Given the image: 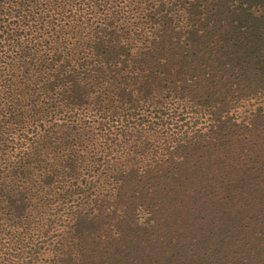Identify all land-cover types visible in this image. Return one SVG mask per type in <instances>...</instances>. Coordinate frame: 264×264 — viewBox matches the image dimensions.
<instances>
[{
	"label": "trees",
	"instance_id": "trees-1",
	"mask_svg": "<svg viewBox=\"0 0 264 264\" xmlns=\"http://www.w3.org/2000/svg\"><path fill=\"white\" fill-rule=\"evenodd\" d=\"M71 1L49 0L43 4L40 0H0V201H5L0 206L3 214L0 215V236L7 241L18 232L27 239L24 245L15 246L24 251L23 259L13 258V264H37L40 242L45 237L51 239L56 226L62 223L64 213L51 210V197L60 192L57 200L65 209L71 207L76 199L74 190L84 186L87 172L94 169L90 177L101 175L103 167L114 163L112 158L129 138L124 118L142 110L149 113L157 110V116L168 127L175 122L177 126L189 128L213 118L210 131H217L221 121L220 128L238 124L229 114L231 109L227 105L231 100L233 105L243 97L264 92V0H194V5L187 6L205 15L201 29H228L220 38L218 52L219 58L229 62L227 74L222 77H231V80L230 87L220 95L209 91L191 105H180L188 113L184 117L175 115L176 108L169 95L156 99L148 79L158 73L185 76L190 68L196 70L197 61L189 51L200 47L202 35L197 33L195 38H189L186 50L178 49L183 44L169 45L164 37L148 39L143 44L144 50L136 51L133 43L115 39L118 19L130 10L127 6L115 5L108 7L106 35L98 34L94 43H86L85 49L72 48L67 32L75 29L77 33H84L83 25L91 24L97 14L102 15L103 7H94L95 2L98 6L104 0H78L77 5ZM182 3L183 0L174 1L175 9L184 6ZM172 10L171 3L161 0L155 10L149 11L146 21L166 24ZM155 26L151 24L152 29ZM18 68L21 74L17 73ZM207 73V77H219L210 75L211 71ZM102 77L106 79L108 91L96 95L94 87L98 82L95 80ZM52 93L58 98L55 104L42 101ZM61 110L68 112L65 123L58 116ZM255 114L258 115L255 125H250L246 132L237 128L229 131L230 139L238 137V141L246 142L228 155L231 161L220 153V167L213 172L219 173L211 175L217 186L238 182L235 187L218 190V194L227 195L230 201L232 197L236 200L230 212L225 211L233 225L232 232L226 234L224 227L217 233L222 228L219 227L213 230L216 239L208 238L223 247L229 237L243 235L247 251L231 259L238 264H264V184L258 185L262 190L249 189L239 184L243 179L230 178V173H235L244 163L264 165V114L261 109ZM62 125L67 127L61 132ZM89 153L99 157L87 156ZM251 170L252 165L248 172ZM201 178L206 180L210 176ZM100 179L104 185L110 181ZM135 181L133 175V178L112 181V185L120 189ZM65 188L68 191L63 193ZM17 211L22 215L20 221L15 219ZM217 215L224 217L221 213ZM82 232L81 229L74 231L80 234L79 239L68 240V235H63L62 239L51 240L50 246L65 252L60 264H85L74 262L79 253L91 249ZM203 257L199 261H208ZM155 259L160 260L158 264L172 262L169 253ZM108 260L105 264H115ZM209 260V264L222 263L218 258Z\"/></svg>",
	"mask_w": 264,
	"mask_h": 264
},
{
	"label": "rangeland",
	"instance_id": "rangeland-1",
	"mask_svg": "<svg viewBox=\"0 0 264 264\" xmlns=\"http://www.w3.org/2000/svg\"><path fill=\"white\" fill-rule=\"evenodd\" d=\"M40 1L46 4L49 0ZM85 1L94 2L93 0ZM174 1L176 0H164L165 3H171L173 6V10L169 13L170 19L165 24L146 21L149 11L155 10L161 0H104L102 2L100 0L101 4L97 6L95 2L94 7H103L102 15L97 14L91 24L83 25L84 33H77L75 29H71L67 35L72 48L85 49L86 43H94L98 34L106 35L104 27L109 16L108 7L115 5L127 6L130 9L125 16L118 19L114 27L115 39L133 43L136 51L144 50L143 44L148 39L159 38L160 40L164 37L167 38L169 45L183 44L184 47H178V49L186 50L189 38H195L194 35L197 33L201 34L199 41L203 40V43H199V48H191L189 51L191 58L197 61L196 70L190 68L187 71L188 75L185 76L168 74L164 76L158 73V76L152 75L148 79L156 99L169 95V100L176 108L175 115L184 117L188 116V113L183 112L180 105H191L202 94H207L209 91L220 95L230 87L231 77H222L227 74L229 62L219 58L221 53L218 52L220 38L228 29L225 31H221V27L211 31L201 29L200 27L205 25L203 21L205 15L187 8L194 5V0H183L184 6L179 9H175ZM71 2L77 5L78 0ZM135 6L136 8L132 9ZM146 7H148L147 10ZM151 24L156 25L154 29L151 28ZM87 30L92 31L86 35ZM127 37L131 40H127ZM207 71H211L210 75L216 74L219 77H207L209 75ZM17 73H22L20 68L17 69ZM146 77L144 80L147 79ZM222 79L229 82L225 83L221 81ZM95 81L98 82L94 87L95 94H106L108 91L106 79L102 77ZM259 92L251 98L243 97L235 103L236 106L232 105L231 100L227 105L231 109L229 114L238 120V124H233L232 128L229 126L220 128L221 121L217 131H210L211 124L214 122L213 118L204 124L189 128L188 125L177 126L175 122L168 127L157 116V110L152 113L142 110L124 118L123 124L126 125L129 138L120 147L116 157L112 158L114 163L109 167H103L101 175L90 177V173L95 172L94 169L87 172L85 177L88 180L83 182L84 186L74 190L76 199L71 202V207L65 209L63 203L57 200V197L61 196L60 192L56 193V197H51L53 203L51 210L64 214L60 219L62 223L56 226L51 239L45 237L44 241L40 242L41 253H39L37 264H51L53 261L60 264V257L65 252L63 249L50 246L51 240L62 239L63 235H68V240H73L74 237L79 239L80 234L74 233L78 229L83 231L81 235L88 238L87 245L91 249H88L87 253H79L77 258H74V262L105 264L109 259V262L115 264H158L160 260L156 261L154 258L169 253L172 262L169 261L167 264H209L211 258L220 259L222 261L220 264H223L224 260L225 264H238L231 259L247 251V248L243 246V235L239 238L229 237V242L223 247L210 241L216 233L213 230L219 227L222 228L217 233L224 230V227L226 234L232 232L233 225L225 211L230 212L236 200L232 197L233 200L230 201L227 195L218 194V190L235 187L238 182H226L217 186L214 175H218L219 172H213L220 167L218 164L221 161L218 158L220 153V156L227 157L228 161H231L232 158L228 155L233 149H239L240 145L246 142V140L238 141V137L230 139L229 131L237 128L246 132L250 125H255L253 123L258 118L255 111L261 109V113L264 114V92ZM57 99V96L52 93L51 97L42 101L51 105L50 102L55 104ZM128 105H132V102ZM67 115L68 112L63 110L58 114L64 123ZM225 117H229L227 112ZM66 127L62 125L61 132ZM205 144L208 146L205 147ZM91 155L99 157V154L93 155V153L87 156ZM92 160L96 159L89 161ZM250 165L252 170L248 172ZM133 175L136 177L134 184L120 187V189L113 187L112 181L133 178ZM205 176L210 178L206 180L201 178ZM101 177L110 179L111 182L109 181L107 185L101 184ZM230 178L238 181L243 179L239 184L244 188L262 190L264 165L244 163L235 173H230ZM244 181L249 183L243 184ZM259 184L262 185L261 188L258 187ZM66 191H68L67 188L62 190L63 193ZM240 199L242 200L243 197ZM4 204L5 201L1 199L0 206ZM217 213H221L224 217L219 218ZM0 215L3 216L1 213ZM21 217L22 215L17 211L15 219L20 221ZM74 225L76 229L71 228ZM20 235L21 233L17 232L8 240L6 239L7 241H3L0 236V261L2 262L0 264H13V258L23 259L24 249L15 248L27 243L25 236ZM1 247L5 248L1 249ZM25 254L28 253L25 252ZM202 257L208 261H199ZM49 258L50 261H48Z\"/></svg>",
	"mask_w": 264,
	"mask_h": 264
}]
</instances>
